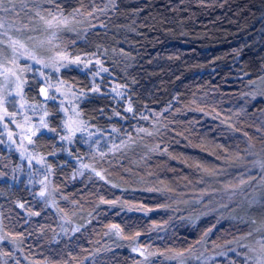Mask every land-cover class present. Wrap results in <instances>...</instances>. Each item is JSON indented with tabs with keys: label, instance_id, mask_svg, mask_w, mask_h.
Instances as JSON below:
<instances>
[{
	"label": "trees",
	"instance_id": "16d2710c",
	"mask_svg": "<svg viewBox=\"0 0 264 264\" xmlns=\"http://www.w3.org/2000/svg\"><path fill=\"white\" fill-rule=\"evenodd\" d=\"M58 2L66 13L76 8L85 12L77 17L74 31L60 34L68 52L82 58L96 53L109 69L95 77L94 64L83 71L76 66L60 71L84 93L79 109L99 144L85 143L87 133L76 134L67 147L58 142L63 113L48 102L49 127L56 132L42 131L35 146L53 167L49 179L56 185L55 206L38 199L36 185L22 174L25 167L16 163L13 151L1 148L0 161L5 158L11 168L21 170L0 178V223L4 232L19 237L0 244V252L12 253L3 259L7 264H137L143 257L132 252L133 246H150L149 251L165 256L168 249L195 246L207 264H230L232 240L250 230L251 221L264 219V188L256 186L250 195L255 192L256 200L233 203L225 214L209 211L216 198L210 192L233 185L246 172L252 159L247 155L249 137L264 146L251 130L264 104L244 95L252 81L264 77V0ZM93 9L98 11L88 17ZM121 49L128 55H120ZM33 78L26 95L40 98ZM94 84L99 93L91 91ZM117 84L123 98L112 92ZM129 102L132 113L124 111ZM247 109L255 117L244 116ZM216 111L214 119L210 114ZM137 127L152 135L134 132ZM122 142L128 146L108 151ZM95 146L106 153L103 159L93 155ZM85 162L119 187L101 181L91 169L79 171ZM201 193L211 195L197 198ZM101 197L124 203L113 207L102 204ZM19 203L25 207H17ZM141 204L153 210L147 215L128 210L127 205ZM58 209L74 221L71 227L60 221ZM205 210L209 213L203 214ZM113 223L125 234L139 231L136 244L105 235ZM154 225L160 227L154 231ZM205 233L206 242L198 244ZM222 251L230 254L218 255ZM146 264L175 262L156 255Z\"/></svg>",
	"mask_w": 264,
	"mask_h": 264
},
{
	"label": "snow or ice",
	"instance_id": "6c2138e0",
	"mask_svg": "<svg viewBox=\"0 0 264 264\" xmlns=\"http://www.w3.org/2000/svg\"><path fill=\"white\" fill-rule=\"evenodd\" d=\"M109 3L114 4V0H109ZM97 9L87 12V16L91 17ZM103 11V10H99ZM24 14L28 18L29 23H18V19ZM85 16V12L81 8H76L72 12L66 13L61 7L58 0H0V135L5 132L7 134V140L9 146L18 144V151L20 152L21 159H27L29 168L32 167V162L35 161L41 167L36 170L35 173L29 172V183L39 184L40 191L36 193L41 199L50 195L48 190V177L51 173V166L46 165L45 158L43 156L34 155L28 152V148L25 145H32L35 143L33 137L42 129H47L50 132H56L55 128H50L47 117L50 115L46 102L56 101L57 94L63 97L60 100V111L64 114V120L62 123V129L66 135H61L62 141H68L71 143L76 133H83L87 131L86 121L81 118L82 113L76 106V101H79L80 97L84 95L83 92L79 94L69 89L64 91L65 81L57 77L55 81L52 79V73H60L61 69H68L70 66H76L81 71L88 69L93 64L97 67V71L92 75L100 76L101 73L109 72V69L104 66V62L96 55L92 53L91 56L85 54V58L80 55H72L68 52L67 46L63 45L61 39V33L74 31V23L77 21V17ZM30 24L32 25L30 27ZM43 31L46 33L44 40L37 41L35 37L27 35L29 32ZM74 43V41H73ZM31 45V46H30ZM38 49H43L45 54L38 52ZM120 55L127 56L123 49L120 50ZM31 61L32 63L21 64V61ZM39 65V68L35 69L36 75L39 77L35 87L38 89L37 96L43 97V102L35 100L33 103H29L25 94V88L29 85V81L26 77V73L33 71V66ZM82 66V67H81ZM43 69H50V73H46ZM264 82V78H261ZM252 87L256 86V81H252ZM122 86L117 84L112 88V92L116 96L123 98L124 92L121 91ZM92 92L99 93L100 87L93 85ZM264 95V93H261ZM71 96V98H69ZM11 109V110H10ZM40 112L39 123L34 124L31 116L28 115L31 112L35 115ZM125 112L132 113L134 111L131 102H129ZM119 115V113H116ZM19 117V119H18ZM146 119L147 117H142ZM225 123V121H221ZM9 125H14L19 132L13 131ZM228 127H232L228 124ZM238 130V129H234ZM99 131V130H98ZM112 132H118L119 129L112 128ZM138 132H145L147 135H152L151 132H147L146 129L140 128ZM93 133H88V138L85 143L91 141L93 144H99L98 140L93 139ZM247 136V133H245ZM3 143V140H0ZM127 142L121 144H113L108 149L109 152H119L122 147H127ZM99 150V149H98ZM55 155V153H52ZM106 153L100 152L101 159L104 158ZM249 157H256L257 154L251 151V146L247 152ZM82 168L91 169V171L101 181L106 184L111 183L106 179V175L102 171H97L94 167L88 164H82ZM200 166L197 165V168ZM252 168L259 169L260 175L264 178V159L254 158L252 161ZM35 175L43 176V179L34 180L32 177ZM211 175V174H210ZM5 174L0 173V178H4ZM13 180H17L18 177L13 176ZM247 175L241 176L238 180V185L243 187L248 184ZM112 188L119 187L116 183H111ZM147 191H160L159 189H147ZM234 194V193H233ZM67 199V197H64ZM100 202L102 204H110L113 207L117 205H123L124 202L118 200H105L101 197ZM47 203V200H45ZM52 205L55 206V200L52 201ZM17 207L23 209L25 205L23 203L17 204ZM129 211H143L147 215L148 211L153 209H145L141 205H127ZM63 211V209H58ZM39 215V213H29ZM67 214H65V217ZM251 224H255V221H251ZM160 226L154 225L153 230H157ZM107 232L105 235H114L118 239H124L131 241L134 245L138 237L141 235L139 231L133 234H125L124 229L120 224L107 225ZM80 229L75 228L73 231L78 232ZM208 233H205L204 238L198 241V244L205 243ZM258 237L251 243H246L252 237ZM18 236H13L10 233L4 232V226L0 223V244L5 241L9 243H15ZM235 244V247H229L228 252L232 254L230 264H264V228H253L245 236H242L235 241L231 242ZM150 246H133L132 252L138 253L143 257V261H138L137 264H146L150 260V257L160 255L164 256L166 260L174 261L175 264H190L191 261H196L198 264H207V259L203 257V253L197 254L195 246L188 248L184 251H177L174 249H168L169 255L165 256L164 252L156 253L149 251ZM218 255L225 256L226 252H220ZM4 256L11 258V252H0V264H7V261L3 259ZM17 264L19 262L17 261Z\"/></svg>",
	"mask_w": 264,
	"mask_h": 264
},
{
	"label": "rangeland",
	"instance_id": "374dc122",
	"mask_svg": "<svg viewBox=\"0 0 264 264\" xmlns=\"http://www.w3.org/2000/svg\"><path fill=\"white\" fill-rule=\"evenodd\" d=\"M21 14H23V13H21ZM18 23H29V20H28V18L22 16V17H19ZM31 26L32 25L30 24V27ZM29 35L35 37L36 40L39 41V40H44L46 38L47 34L44 33L43 31H36V32H29ZM38 52L41 53V54H45L43 49H38ZM24 63H32V62L31 61H27L26 62V61L22 60L21 64L23 65ZM39 67H40L39 65H34L33 66V71L32 72H28V73L25 74L27 79H29L31 77H34L33 79H36L38 81L39 77L36 75L35 69L39 68ZM43 71L46 72V73H50L51 72L50 69H43ZM57 77H59L60 79L64 80L60 76V73H58V74L57 73H52L53 81H55L57 79ZM261 78H264V77H260L259 79H257L256 86L252 87L250 90H246L244 95L248 96L250 98V100H252V101H255V100H258V99H262L261 101L264 104V95H261V93H264V82H262ZM64 81H65V86H64V89H63L64 91L67 92L69 89H71V91H73V92H75L77 94H79L81 92V91L77 90L75 88V86H73L72 84L68 83V81H66V80H64ZM26 88H27V86H26ZM26 88H25V94H26ZM26 97L28 98L29 103H33L34 99L43 102V100L40 99V98H29L27 95H26ZM69 98H71V96ZM61 99H63V97L60 96L59 94H57L56 101L49 100V101L46 102L45 106L48 109L49 108L48 102H52L56 107H58L60 109V100ZM76 106H77L78 110L80 111L78 101H76ZM262 107L263 108L259 112L260 113L259 117H258V115L256 116L258 121L255 122L256 125L251 130H253L255 132L256 136L258 138H260V140L264 141V105H262ZM203 112H205V111H203ZM40 114H42V113H40L39 111L35 115H33L31 112L28 113V115L31 116L32 122L34 124H38L39 123ZM208 114H210V113H208ZM251 114L254 115L252 113V110H248V111L245 112L244 116H251L252 118L255 117V116H252ZM210 115H212V117L214 119H217L218 112L216 111L214 113H211ZM238 115L239 114H235L234 115V118H233V122L234 123H235V119H237L239 117ZM81 118L83 119L82 116H81ZM18 119H19V117H18ZM46 119H47L48 124H49V116ZM63 120H64V114H63V118H62V123H63ZM9 127L12 128L13 131H15V132H19L20 131L19 129H16L14 125H9ZM140 128H142V127H137L134 132H138L137 130L140 129ZM42 131H45V129H42L39 133H41ZM90 132H91L90 126H88V124H87V131H85L83 133H87L88 134ZM79 133L80 132H78L76 134H79ZM61 135H66V133L63 131V129L60 132V134L57 135L58 137L56 138V140H58V142H60L61 144H64L65 147H67L69 144H71L75 140V137H76V135H75V137L73 138V141L71 143H69L68 141H62L60 139ZM130 136H131V134H130ZM33 139L35 141V137H33ZM0 140H3V143H0V151H1V148L4 149L5 153H11L13 151V153H14V155L16 157V159L14 158L16 163L19 166L25 167L23 172H22V174L26 177V179L29 180V172L31 171V172L35 173L36 170L39 169L41 166L39 164H36L35 161H33L32 162V167L30 169L29 165H28V160L27 159H21V157H20V152L17 150L18 149V144H13V145L9 146V142L7 140L6 132L3 135H0ZM248 141H249V146H251V151L253 153H256L257 156L256 157H252L251 162H250V166L248 167L246 172L244 174L239 175L237 180H236V182L233 185H229V186H227V187H225V188H223V189H221V190H219L217 192L216 191H211L210 192L211 194H214L216 196V198H215V200L213 202L214 205L211 206L209 211L216 212V213L223 212L225 214V207L228 208L229 205H232L233 203H237L238 204L240 201L242 202L243 199H245V200L249 199L248 201L256 200L257 196H256L255 192L253 193L252 196H250L251 193H252V190L256 186H258V187L262 186L264 188V178L261 177L259 169H253L252 168V161H253L254 158L264 159V146L262 148H260V146H258L259 143H257L255 140L253 142L251 140V137H249ZM25 145L27 146L29 153L34 154V155L43 156L39 152V150H37V148L35 146L36 145V141L32 145H27V141H25ZM92 150H93V155H95V156L100 158V152L102 151V149L99 148V146H95ZM1 159H2V156L0 154V160ZM4 159L2 161H0V164H1L0 170H1V172L3 174L9 172V174H11V175L15 174L17 176V174H19V172L21 170L19 171V169H17L18 167L17 168H11L9 160H4ZM83 164L91 165L92 163L85 162ZM46 165H50V164H48L46 162ZM81 165L78 166V168L80 169L79 171H84V168H82ZM94 167H95L96 170H98V168L96 166H94ZM52 168L53 167L51 166V173H50L49 177L52 175ZM85 170H88V169H85ZM244 175H247V179H248L249 183L246 184L245 186L241 187V186L238 185V180H239V178L241 176H244ZM49 177H48V185H49L48 190L50 192V195L47 196L46 198H47L48 201H53L52 198H53V193L56 192L55 189H54V188H56V185L52 184V182H50ZM32 178L34 180H39V179H43V176L35 175ZM35 185H36V191L35 192L38 193L40 191V185L39 184H35ZM37 185H39L38 186L39 188H37ZM210 193H208V194L211 195ZM208 194L201 193V194L196 195V197L200 198V199H205L208 196ZM38 199H39V197H38ZM48 204H51V203H48ZM206 211L207 210H205V212H203V214H205ZM209 211H207V212L209 213ZM69 213H72V212L70 211ZM198 215H200V213H198ZM220 216H221V214H220ZM58 217L60 218V221L65 226L69 225L71 227V224L72 225L74 224V221L71 222V219L68 218L67 216L65 217V214L62 213L61 211L59 212ZM253 228H264V219H261L260 221H255V224L252 225V228L250 230H252ZM250 230H248L246 233L242 234L241 236L237 237L236 239H238V238H240L242 236H245ZM256 238H258V237L254 236V237L250 238L248 241H245V242L246 243H251ZM236 239L232 240V242L235 241ZM231 247H235V244H233V246H231ZM222 252H225V251H222ZM228 254H230V253H227V255ZM209 256L210 257H217V256L212 255V254H209ZM209 256L207 255V257H209ZM223 257H225V256H223Z\"/></svg>",
	"mask_w": 264,
	"mask_h": 264
},
{
	"label": "water",
	"instance_id": "95a60500",
	"mask_svg": "<svg viewBox=\"0 0 264 264\" xmlns=\"http://www.w3.org/2000/svg\"><path fill=\"white\" fill-rule=\"evenodd\" d=\"M41 99H43V97H40Z\"/></svg>",
	"mask_w": 264,
	"mask_h": 264
}]
</instances>
